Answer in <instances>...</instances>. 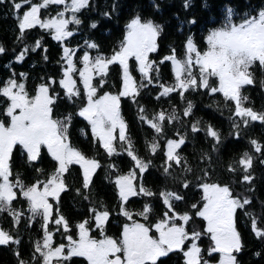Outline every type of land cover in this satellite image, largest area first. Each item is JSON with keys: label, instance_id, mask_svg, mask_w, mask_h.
<instances>
[{"label": "snow or ice", "instance_id": "1", "mask_svg": "<svg viewBox=\"0 0 264 264\" xmlns=\"http://www.w3.org/2000/svg\"><path fill=\"white\" fill-rule=\"evenodd\" d=\"M5 0H0V3ZM30 5V10L17 15L19 21L20 39L23 40L27 30L39 26L53 34V39L59 42L73 37L74 30L69 25L79 26L82 20L79 13L90 7L91 0H41L40 3H32V0H23V3L13 0V9L16 13L24 5ZM191 0H185V9L189 8ZM50 6H63L56 15L47 20L41 18V10ZM155 7L159 5L154 4ZM204 6L207 7V0ZM70 14V15H69ZM234 9L226 7V16L223 24L215 28L207 35V50L201 52L194 40L189 37L186 41L185 56L178 59L175 49L171 54L164 57L160 63L171 62L175 84L162 88L157 99L161 96H168L173 92H179L181 98L190 89L208 90V94L221 93L225 101L234 102V115L230 117L233 127L237 130L242 126L247 128L252 122L259 121L264 124V113H258L252 107H245L248 96L242 94L245 86L255 84V72L264 73V8L256 14H245L239 23L233 21ZM195 20L190 23H195ZM92 28L97 25L92 23ZM127 36L111 56L97 54L92 57L85 52L82 57V69L78 76L83 83L85 93L84 105L77 112V115L87 120L92 128L93 136L101 142V146L109 156L119 155L116 145L117 136L114 135L119 129L118 140L125 144L124 151L132 159L135 168L127 175H119L114 183L118 188L121 202V215L132 221L131 224H124L118 238L106 234V228L111 219L112 213L107 209L91 208V220H85L77 225L79 239H73L71 235L66 236L68 245L60 244L53 246L54 233L49 230V224H55L63 228L65 232L70 231L68 222L63 215L54 218L53 201L58 205L61 194L68 190L65 182V175L69 173L72 165L82 167L81 188L76 189L83 199H88L83 190H90L93 185V177L101 167L99 161L87 158L80 150L71 146L68 129L71 126V115L63 118H54L53 107L60 94L56 93L51 84L42 83L35 95H29L25 84L18 82L13 73L5 81L0 82V97L8 103L4 108L3 115L7 118L8 124L0 119V213L7 212L14 218L18 226L25 213L22 209L12 207L13 201L17 200V190L28 204L27 211L31 214L28 217L29 226L35 223L37 218L41 221L43 231L42 242L37 241L34 246V254H38L40 264H67L73 257H83L88 264H163L162 258H167L172 253H181L184 264H212V260L219 255L217 264H239L237 255L243 250L244 244L240 232L236 227L237 211H244L251 221V229L254 235L264 240V227L258 223V219L251 211H247L252 200L239 194L234 195L228 184L208 183L199 184L202 190V205L192 204L190 211L177 213L174 203L182 201L183 196L175 192L164 191L159 195L166 211L163 218L155 224L148 225L133 220L131 213L125 205L131 197L143 195L151 197L155 193L142 185L137 186L134 181L137 179V172H145L150 162H146L134 153V146L126 134L127 125L120 114L121 97H132L140 94V89L146 88L155 83L153 73L159 72V66L155 61L150 60V54L158 51V37L163 28L152 20H142L136 16L127 25ZM90 49L98 50L95 42L85 41ZM36 48L41 47L37 40ZM34 50V49H33ZM5 48L0 46V55L5 53ZM29 49L19 53L16 57L18 62H23ZM78 49L68 46L63 48V59L67 67L63 72V79L59 81L64 96L74 102V98L81 97V90L77 87L73 73L77 72L74 63L75 53ZM134 58L137 62V71L142 77L139 85L131 74L129 60ZM45 59L47 57L45 56ZM120 65L122 68V88L118 94L105 93L97 96L98 88H103L107 81L110 66ZM21 77L26 74L20 73ZM96 83L93 81L96 78ZM216 78L217 86L210 84V79ZM264 87V81H261ZM3 101H0L2 103ZM193 104L187 103L183 110L184 116L192 114ZM141 112L144 110L141 108ZM239 118L237 121L235 118ZM142 120L147 119L141 116ZM175 113L166 115L159 112L154 119L147 122L156 133H163L164 122L176 121ZM199 121L192 124L190 130L193 133L205 131V134L214 140V149L221 143L220 134L217 130L208 126L206 129L198 127ZM239 138L240 133H235ZM178 139L167 141V151L164 172L178 165L184 167L185 171L191 172V167L186 166L184 158L178 151L186 143V136L176 133ZM254 152L261 154L259 162L264 164V145L257 140L250 141ZM19 146L28 165H33L41 158L42 148H46L51 158L56 162L57 167L54 173L47 180H37L32 185H26L17 174L13 180L12 157L14 149ZM158 145L153 143L151 151L155 153ZM210 159V157H206ZM256 158L245 152L239 159L238 164L241 170V183L252 184L254 176L251 170ZM114 167V166H113ZM42 172V169H36ZM229 171L236 172V169L229 167ZM208 175L207 172L204 173ZM188 181L182 183L183 188L189 187ZM253 189L249 188V191ZM152 206L146 204L143 210L138 213L145 221L152 214ZM171 213V215L169 214ZM194 217L206 222L203 232L193 228L189 230V224L194 223ZM92 225L98 229L103 236L96 239L91 236ZM60 227L56 230L59 231ZM158 236L151 235L152 231ZM208 236L211 243L207 250L199 245L202 236ZM20 240L14 237L10 231L0 228V245L19 244ZM18 264H28L16 253ZM259 255V253H257Z\"/></svg>", "mask_w": 264, "mask_h": 264}, {"label": "trees", "instance_id": "2", "mask_svg": "<svg viewBox=\"0 0 264 264\" xmlns=\"http://www.w3.org/2000/svg\"><path fill=\"white\" fill-rule=\"evenodd\" d=\"M23 3V0H15ZM41 0H32V3H40ZM185 0H91L90 7L79 13L82 24L79 26L69 25L74 30L75 35L64 42L53 39V34L39 26L27 30L23 40L20 39L19 21L17 15H22L30 5L25 4L16 13L13 9V0H5L0 3V46L5 48V53L0 55V82L5 81L13 73L20 83H24L29 95H35L42 83L51 84L56 93L60 94L53 107L54 118H63L71 115V126L68 129V136L71 146L80 150L87 158L100 162L101 167L93 177V185L90 190H83L88 199H83L82 195L76 191L81 188L82 167L72 165L70 171L65 175V182L68 190L61 194L58 212L57 205L53 203L54 218L63 215L69 225L70 231L65 232L62 227L49 224V230L54 233L53 246L60 244L68 245L66 236L71 235L73 239H78L77 225L85 220H91V208L107 209L112 213L111 219L106 228V234L113 238H118L123 225L131 224L132 221L121 215V202L118 188L114 181L119 175H127L135 168L132 159L124 151L125 144L116 140L119 155L109 156L101 146V142L93 136L89 130L83 133L89 122L77 115V112L84 105L85 93L83 83L78 76V71L82 69V57L85 52L94 57L98 53L111 56L114 51L119 50L120 45L126 39L127 25L136 16L142 20H152L161 25L163 31L158 37V51L150 54V60L159 66V72L153 73L155 83L146 88L140 89V94L134 99L132 97H121L120 112L127 125L126 134L130 138L134 153L141 159L149 163L148 169L142 174L137 169V179L134 181L137 186L142 185L146 189L155 193L151 197L143 195L131 197L125 207L133 213V220L155 224L163 218V213L167 210L162 202L160 193L164 191L175 192L183 196L182 201L174 203L177 213L190 211L192 204L202 205V190L200 183H221L228 184L234 195L239 194L252 200L247 211H251L257 217L258 223L264 227V164L259 162L261 154L255 153L250 141L255 139L264 145V124L259 121L252 122L247 128L240 129L233 127L230 117L234 115V102L225 101L221 93L208 94V90L199 89L184 93L181 98L179 92H173L168 96H161L162 88L160 84L172 86L175 84L174 69L169 61H160L171 54V49H175L178 59L185 56L186 41L191 37L201 52L207 50V35L215 28H219L226 16V7L234 9L233 20L239 23L245 14H256L264 8V0H191L189 8L184 7ZM154 4L159 5L155 7ZM60 6H50L41 10V17L44 20L56 15ZM70 15V14H69ZM195 20V23L190 21ZM92 23L96 28L90 27ZM39 40L41 47L36 48V41ZM85 41L95 42L99 48L90 49ZM68 46L78 49L75 53L74 63L77 72L73 73L77 87L81 90V97L69 101L64 96V89L59 81L63 79V72L67 67L63 59V48ZM24 48L29 51L23 62H18L16 57ZM34 49V50H33ZM45 56L47 59H45ZM130 71L139 85L142 81L137 69V62L134 58L129 60ZM24 73L26 77L19 74ZM98 77L94 79L96 83ZM108 83L103 88H98L97 95L112 93L118 94L122 88V68L120 65H112L109 69ZM255 84L245 86L242 94L248 96L245 107H252L258 113H264V73L255 72ZM212 86H217L216 78L210 79ZM0 119L8 124L7 118L3 115L7 101L0 97ZM193 104L192 114L184 116L183 110L187 103ZM144 111L141 112L140 109ZM166 115L175 113L178 117L176 121H165L163 133H156L150 127L147 120L154 119L159 112ZM141 116L147 119L142 120ZM239 121V118H235ZM199 121L198 127L206 129L211 126L220 134L221 143L214 149V140L205 134V131L193 133L190 130L192 124ZM239 131V138L235 133ZM186 136V143L179 149L181 156L186 162V166L191 167V172L185 171L184 167L174 165L169 174L164 172L165 153L167 151V141L178 139L176 133ZM153 143L158 145L155 153L151 151ZM245 152L252 154L256 159L251 170L254 179L251 185L241 183V170L238 164L239 159ZM206 157H210L207 159ZM114 166V167H113ZM236 169V172L229 171V167ZM57 164L51 158L46 148L41 150V158L33 165L26 163L19 146L14 150L12 157V171L14 180L18 174L26 185H32L37 180H47L56 170ZM36 169H42L38 172ZM208 175L205 176L204 173ZM188 181L189 187L183 188L182 183ZM249 188L253 189L249 191ZM146 204L152 206V214L145 221L140 213ZM13 208L22 209L25 213L17 226L14 218L8 214L0 213V228L10 231V233L20 240L19 244L0 245V264H18L17 252L28 264H40L38 254H34V246L37 241L42 242L43 231L41 221L37 218L35 223L29 226L28 217L31 215L27 209L28 204L17 190V200L13 201ZM171 215V213H169ZM60 227V230L56 229ZM206 222L194 217V223L189 224V230L195 228L203 232ZM236 227L241 234L244 244L243 250L237 255L239 264H264V240L257 238L252 229L251 221L244 211L238 210L236 215ZM153 232H155L153 230ZM91 235L93 238L102 239L100 231L92 225ZM210 239L204 235L199 241L201 248L207 250L210 246ZM259 253V255H257ZM219 255L212 263H217ZM163 264H184L181 253H172L167 258H162ZM67 264H88L83 257H73ZM159 264V262H158Z\"/></svg>", "mask_w": 264, "mask_h": 264}, {"label": "rangeland", "instance_id": "3", "mask_svg": "<svg viewBox=\"0 0 264 264\" xmlns=\"http://www.w3.org/2000/svg\"><path fill=\"white\" fill-rule=\"evenodd\" d=\"M34 4H35V3H34ZM62 8H63V6H60V7H59V10H62ZM28 10H30V6H29V8L27 9V11H28ZM40 15H41V13H40ZM54 16H55V15H54ZM233 16H234V15H233ZM41 18H42V17H41ZM42 19H43V18H42ZM232 19H233V17H232ZM233 21H234V20H233ZM234 22H235V21H234ZM102 95H104V94L97 95V96H102ZM120 114H121V112H120ZM121 117H122V115H121ZM6 125H7V124H6ZM88 126H89V128L86 127V128L83 130V133H86V132L89 131V130L92 132V128H91L90 123H89ZM114 135L118 137V135H119V129L116 130V132L114 133ZM42 149H43V148H42ZM14 150H15V149H14ZM13 152H14V151H13ZM89 159H90V158H89ZM151 235H153V236L155 237V236H158V233L152 231ZM91 236H92V235H91ZM78 239H79V238H78ZM64 245H65V244H64Z\"/></svg>", "mask_w": 264, "mask_h": 264}, {"label": "flooded vegetation", "instance_id": "4", "mask_svg": "<svg viewBox=\"0 0 264 264\" xmlns=\"http://www.w3.org/2000/svg\"><path fill=\"white\" fill-rule=\"evenodd\" d=\"M212 264H217V263H212Z\"/></svg>", "mask_w": 264, "mask_h": 264}]
</instances>
